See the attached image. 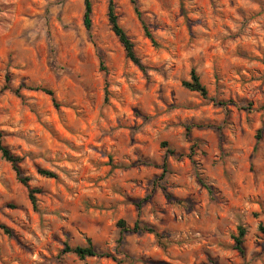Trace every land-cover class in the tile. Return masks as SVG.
Returning <instances> with one entry per match:
<instances>
[{"label":"clouds","instance_id":"clouds-1","mask_svg":"<svg viewBox=\"0 0 264 264\" xmlns=\"http://www.w3.org/2000/svg\"><path fill=\"white\" fill-rule=\"evenodd\" d=\"M91 2L86 26L83 0H0V144L23 137L18 166L47 189L36 218L0 168L4 199L28 211L14 214L23 248L0 234V264H264V0H116L112 25L107 0ZM29 89L53 94L70 138ZM29 156L51 160L60 183L24 171Z\"/></svg>","mask_w":264,"mask_h":264},{"label":"rangeland","instance_id":"rangeland-1","mask_svg":"<svg viewBox=\"0 0 264 264\" xmlns=\"http://www.w3.org/2000/svg\"><path fill=\"white\" fill-rule=\"evenodd\" d=\"M84 2V8H85V0H83ZM115 5H116V0H114ZM123 2V0H122ZM126 2L128 3H133V0H126ZM156 2L158 4L162 3V0H156ZM108 6H109V0H107V5L106 7L101 9V13L103 16V19L101 20V23L105 24V25H111L109 18H108ZM86 9V8H85ZM129 15L133 16L137 22L138 28L143 29V37L146 40L148 46L152 47L153 44L151 42V40L149 38L146 37L145 32H144V28L142 26L141 21L139 20L136 12H135V7H132L129 11ZM82 19L84 20V17H82ZM111 38L114 42V44L116 45V47L118 48L120 54H121V58L123 60H128L126 57V53L125 50L122 46V44L119 42L118 38L116 37V35L114 34L113 30L111 29ZM142 71V70H141ZM5 79L7 80V76L5 77ZM31 94L39 100L40 104H47L48 106V110L53 114L54 120H55V125H56V129L60 132L61 136H63L65 139L70 138L73 133L71 131V129L67 126H65L63 119L61 117V106L59 109L55 108L53 105V102L51 100V98L43 93L40 92H35V91H30ZM102 95H104V93H102ZM16 99L19 103H23V100L19 97L16 96ZM64 111L70 114V118H72V115L74 113L73 109H69L67 106H65ZM39 119L40 117L33 112L31 109L29 110V122L32 123L33 121H35V123L32 124L33 128L38 129L39 131L43 132L46 136V138L50 141L53 142L57 145H61L63 143V141L61 139H59L58 137H56L55 133L47 128L44 124L39 123ZM259 132H261V135L259 137ZM9 135V137L12 140H20L19 144H15V143H11V144H5L15 155L20 156L23 158V161L21 163V165L24 164V156L23 154L19 151L20 149H23L24 152H30L31 149H29L27 147V141H25L23 139V137H17L16 134L14 132H9L7 133ZM254 138L259 141L261 139H264V127L258 128L256 130V132L254 133ZM65 147L67 145H64ZM15 149V150H14ZM41 159L42 158H36L34 159L33 157L29 156L28 158V162L31 164V168L25 169L24 171L30 172V173H34L35 176L39 177L41 180L46 181V182H50L52 185H56L58 183H60V174L59 172L56 170V168L52 165L51 160H45L43 163H41ZM47 165V166H45ZM0 168H7L11 171V173L13 174L15 180L19 183V185L26 190L27 192V200L30 201L29 199V188L26 187L25 185L21 184L20 181L18 180L14 170L12 169V166L5 161L2 158V155L0 153ZM39 169H44V170H48L51 172H54L57 175V178H47L44 177L42 175L39 174ZM27 177L29 178V181L32 179L31 175H27ZM90 183V181H85V187L88 186V184ZM30 188L33 189V187L30 185ZM37 189L40 190V193L37 194V198L39 196H43L45 195L47 189L43 186V185H39L37 187H35ZM11 191L8 190L6 188V186L0 187V200L3 201V208H6L8 211L7 212H0V225H5L7 226V228H9L12 231V235L9 236L7 235L2 229H0V234H2L3 236H6L8 238L9 241H15V243L20 246L21 248H23V245L21 244L20 240L17 239V235L20 231H21V226L20 224L17 222V219L15 217L14 214H19L21 216H27L28 215V211L26 210V206L23 203L18 202V198L13 197L11 199H4L5 197V191ZM14 190V189H13ZM66 190V189H65ZM31 203V202H30ZM135 207V205H134ZM30 211L33 213L34 217L38 218V211H35L33 209V206L31 204V209ZM261 232H264V225L261 226L260 228ZM40 260V264H44V257L47 255V253H43V254H37ZM102 259H106L105 257H102ZM163 259V258H161ZM164 264H167L166 261H164Z\"/></svg>","mask_w":264,"mask_h":264},{"label":"trees","instance_id":"trees-1","mask_svg":"<svg viewBox=\"0 0 264 264\" xmlns=\"http://www.w3.org/2000/svg\"><path fill=\"white\" fill-rule=\"evenodd\" d=\"M133 3H134V0H133ZM92 7L93 6H92L91 0H85V8L86 9H85L84 21L86 23V26H90V23H91L90 18H91V15H92ZM135 12H136L139 20L142 23V26L144 28V32H145L146 37L151 40V42H152V44L154 46V41L151 38V34L147 31V28L144 25V22H143V20L140 17V13L138 12V10L136 8H135ZM116 17H117V13H116L115 2H114V0H109L108 18H109V21H110L111 25L116 20ZM112 30H113L114 34L116 35V37L118 38L119 42L122 44V46H123V48L125 50L127 59H129L130 58L129 50H130V47H131L129 41H127L126 39H124L122 37L121 31L119 30V26L118 25L115 28H112ZM133 63H135L134 60H133ZM7 79H8V77H7ZM185 87H187V85H185ZM192 90L193 91H199V89H192ZM29 91L40 92V93H43V94L49 96L51 98L52 102H53L54 107L57 108V109L60 108V105H58L56 103V100H55L53 94L49 93L48 91H46V90H32V89H29ZM201 94H204V93H201ZM17 97H19V96L17 95ZM260 135H261V132H259V137H260ZM0 153L2 155V158L5 161H7L12 166V169L14 170V172H15L18 180L20 181V183L29 188V199H30V202H31V204L33 206V209L35 211H37V208H36L37 196L36 195L40 193V190L37 189V188H33V189L30 188V186H29V178L22 174V169L18 165H21V163L23 161V158L20 157V156L15 155L5 144H0ZM39 174L44 176V177H47V178H57V175L54 172H51V171H48V170H44V169H39ZM0 229H2L7 235H9V236L12 235V231L9 228H7V226H5V225H0ZM86 254L89 255L90 257H94V256L97 255V253H95V251H87ZM76 255H77L78 258L83 259L84 250H78Z\"/></svg>","mask_w":264,"mask_h":264}]
</instances>
